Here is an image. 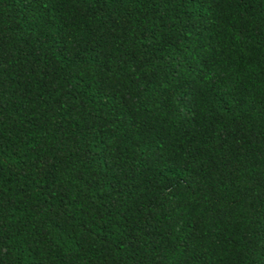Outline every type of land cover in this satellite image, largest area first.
I'll return each instance as SVG.
<instances>
[{"label": "trees", "instance_id": "obj_1", "mask_svg": "<svg viewBox=\"0 0 264 264\" xmlns=\"http://www.w3.org/2000/svg\"><path fill=\"white\" fill-rule=\"evenodd\" d=\"M0 264H264V0H0Z\"/></svg>", "mask_w": 264, "mask_h": 264}]
</instances>
